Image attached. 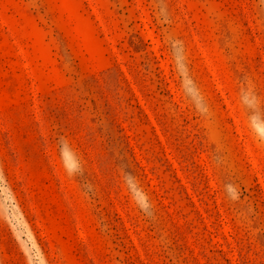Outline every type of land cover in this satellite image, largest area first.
Listing matches in <instances>:
<instances>
[{
	"label": "rangeland",
	"instance_id": "1",
	"mask_svg": "<svg viewBox=\"0 0 264 264\" xmlns=\"http://www.w3.org/2000/svg\"><path fill=\"white\" fill-rule=\"evenodd\" d=\"M0 264H264V0H0Z\"/></svg>",
	"mask_w": 264,
	"mask_h": 264
}]
</instances>
